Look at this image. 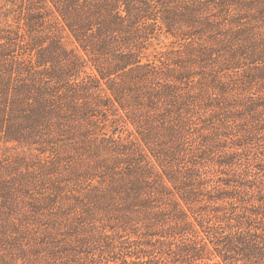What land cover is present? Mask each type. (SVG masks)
<instances>
[{"label":"trees","instance_id":"16d2710c","mask_svg":"<svg viewBox=\"0 0 264 264\" xmlns=\"http://www.w3.org/2000/svg\"><path fill=\"white\" fill-rule=\"evenodd\" d=\"M0 264H264V0H0Z\"/></svg>","mask_w":264,"mask_h":264}]
</instances>
